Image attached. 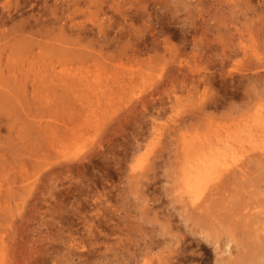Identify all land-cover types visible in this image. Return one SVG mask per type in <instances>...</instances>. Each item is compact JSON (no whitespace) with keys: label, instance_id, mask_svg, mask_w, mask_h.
I'll use <instances>...</instances> for the list:
<instances>
[{"label":"rangeland","instance_id":"obj_1","mask_svg":"<svg viewBox=\"0 0 264 264\" xmlns=\"http://www.w3.org/2000/svg\"><path fill=\"white\" fill-rule=\"evenodd\" d=\"M0 94V264H223L180 175L226 133L264 214V0H0Z\"/></svg>","mask_w":264,"mask_h":264},{"label":"bare ground","instance_id":"obj_2","mask_svg":"<svg viewBox=\"0 0 264 264\" xmlns=\"http://www.w3.org/2000/svg\"><path fill=\"white\" fill-rule=\"evenodd\" d=\"M225 57H226V55H225ZM249 93H247L248 94L247 96L250 97L251 94H249ZM247 96H245V97H247ZM0 97H2L3 99H6V97L3 96L2 94H0ZM261 126H263V124L259 125L258 123H256L252 126L249 125L248 129H243L239 133H243V134L245 133V135L250 136L252 138L255 137L256 138L255 139L256 144L257 145L259 144V147L260 148L263 147V149H264V143H263V141H264V129H262V128L260 129ZM216 132H217V130H216ZM239 133H237V134L239 135ZM258 136H259V139L261 141L259 140V142L257 143V141H258L257 137ZM247 140L248 139H246V141ZM219 141H222V145H220V146L217 145V143L219 144ZM201 143L205 144L207 151L203 150V146H201ZM201 143L200 144L196 143L195 144V146H196L195 153L188 156L189 158H192V159H190V162L191 163L193 162V165H192L193 169L185 168L184 172H183V170H181L182 174L180 172V174H181L180 175V181L182 180L181 179V177H182L183 180L181 181V183L183 182V186H184V187L182 186L183 190L181 191L180 198L182 197L183 207H189L188 209H185V212L186 211L188 212L187 218H189L193 223H196L201 228H203V229L200 228V231L204 230V229H209V233H210L209 235L210 236L212 235V237H213L212 239L213 240L215 239L216 243L218 242L221 246H230V249H231L230 253L227 256L222 257L223 264H264V217H263L264 214L261 215V217L257 216V215H252V214H245V215L243 214V216H239L238 214H240V212H236L237 209L235 210V208H240V204H238L237 201H235L234 203L232 202L233 205L232 204L231 205L233 207L232 208L230 207L231 208L230 210H232V211L229 210L226 213H222L220 211V209H221L220 204L223 201L222 198L224 196L225 188H226V191L228 188L226 186L224 188V184L226 181L224 180V184H222V185H221V181L224 178L223 175H224L225 171L226 170L229 171L230 169H211V168L212 167H214V168L221 167L223 164V161L225 160V157H227V155H229L231 153V151H232V154H233V152L236 151V149H237L236 136L233 133L232 134L226 133V135L222 136V137H218V135H216V139L215 138L214 139H212V138L204 139ZM252 145H253V143H252ZM242 147L244 148V146H242ZM257 150H258V148H257ZM237 151L240 152V150H237ZM258 152L259 151H257V153ZM261 152H263L262 149H261ZM260 158H261V155H260ZM257 161H258V158H257ZM258 162L263 164V161L261 162L259 160ZM225 164H226V161H225ZM239 167L242 168V166H239ZM238 171L235 170L236 174L239 177L234 174L235 172L233 174L236 176V178H237L236 180L238 181V179L240 178L239 180L242 183V178L244 177V174H242V172L245 171V169L243 171L242 170L240 171V169H238ZM226 175H228V174H225L224 176H226ZM229 175L226 176V180L227 179L229 180V178H228ZM256 177H258V176H256ZM217 178L221 179V180L217 181L218 180ZM213 179H217L216 180L217 183L215 182V184H214V182H212L210 184V186L212 185V187L210 188L209 184H207L208 185V187H207L206 186L207 181L213 180ZM252 179L255 182L258 180H261V178L259 179V177L257 178L258 180H255L254 178H252ZM233 180H235V179H233ZM229 182H231V181H229ZM251 182L252 181H250V184H251ZM255 182H252V183H255ZM222 183H223V181H222ZM229 184H225V185L229 186ZM207 188H209V190ZM204 189L208 190V192H206L205 194L202 193L204 191ZM232 192H234V191L232 190ZM225 194H228V193H225ZM228 196L231 197L232 195L228 194ZM228 196L224 197V198H226L227 203L229 201L228 199H230ZM243 196H244V192H243ZM236 197H239V196H236ZM236 197L234 195L233 198H236ZM242 199H244L243 200V202H244L245 198L242 197ZM231 200H232V198H231ZM240 200H241V198H240ZM243 202H242V205H243ZM252 203H254V201ZM228 204L230 205V203H228ZM228 204H226V205H228ZM244 205H246V204H244ZM247 205H248V203H247ZM248 206L244 207V208H246L248 210V208H250V206L252 207L253 204L248 205ZM226 208L229 209L228 207H226ZM223 209H224V207H223ZM255 209H257V208H255ZM248 212H249V210H248ZM251 212H253V211H250V213ZM253 213L256 214L255 211ZM242 227H243V229H242ZM225 228L230 233L225 232L224 231ZM239 228L241 229L240 234L237 233V231L239 232V230H238ZM234 229L236 230L235 231L236 233L234 232ZM232 230H233V232H231ZM205 231L206 230H204V232ZM224 234H226L225 238L223 236ZM232 242H234V243L231 244ZM219 244H217V245H219Z\"/></svg>","mask_w":264,"mask_h":264}]
</instances>
